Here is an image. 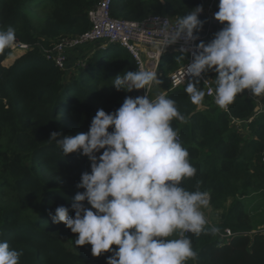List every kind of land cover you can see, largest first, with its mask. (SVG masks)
<instances>
[{"label": "trees", "instance_id": "16d2710c", "mask_svg": "<svg viewBox=\"0 0 264 264\" xmlns=\"http://www.w3.org/2000/svg\"><path fill=\"white\" fill-rule=\"evenodd\" d=\"M99 1L0 0V27L11 26L18 42L32 45L16 57L11 48L0 51V197L6 192L12 197L11 203L0 200V239L22 250L20 264H106L111 255L94 257L91 245L75 246L76 234L63 223H52L49 216L58 206L69 207L74 216L71 201L83 191L76 185L81 174L90 171L86 156H65L56 141L49 140L50 134L87 132L97 110L114 112L126 97L136 95L112 86L117 75L138 70L130 52L117 44L91 47L83 53L84 65L75 63L72 72L62 71L43 54V49L89 31L88 12ZM208 1L116 0L112 16L143 21L163 15L176 20ZM36 11L47 12L41 24L31 18ZM199 19L205 23L195 33L203 35L210 24L205 16ZM222 27L218 22L211 34ZM189 62L188 54H167L159 70L175 71ZM208 76L214 83L215 73ZM184 89L166 91L186 118L183 123L173 120L172 126L197 169L182 186L195 191L199 184L207 191L210 208L222 213L215 225L219 233L232 232L227 239L219 233L190 234L198 257L186 264H264V231L255 226L244 203L264 194V95L246 90L225 110L207 96L193 104ZM231 119L251 121L242 133Z\"/></svg>", "mask_w": 264, "mask_h": 264}, {"label": "clouds", "instance_id": "9594fccd", "mask_svg": "<svg viewBox=\"0 0 264 264\" xmlns=\"http://www.w3.org/2000/svg\"><path fill=\"white\" fill-rule=\"evenodd\" d=\"M217 7L214 19L223 27L210 42L195 45L184 68L190 77L184 90L193 104H201L206 93L200 79L214 72V103L225 108L246 90L264 95V0H219ZM202 12L203 6H197L174 25L156 17L165 33L164 49L181 40L185 45L195 41L194 33L205 23L199 19ZM15 42V29L0 27V51ZM152 84H161L157 71L140 68L117 75L112 86L131 92ZM173 120L186 122L173 99L145 94L126 97L114 112L97 110L87 132L50 134L49 140L56 141L65 156L79 153L90 161V171L82 173L76 185L83 191L71 201L74 216L65 206L49 212L52 223H63L76 234L75 246L91 245L94 257L111 253L106 264H186L198 257L186 233H219L218 227L208 226L203 211L210 194L199 184L195 191L182 186L197 169ZM22 255L0 239V264H20Z\"/></svg>", "mask_w": 264, "mask_h": 264}, {"label": "built area", "instance_id": "2783aa9c", "mask_svg": "<svg viewBox=\"0 0 264 264\" xmlns=\"http://www.w3.org/2000/svg\"><path fill=\"white\" fill-rule=\"evenodd\" d=\"M115 1L116 0H100L88 12L91 29L78 37L64 39L51 49H43V54L46 59L50 62H53L56 67L62 71H70V52L82 49L83 47L89 45L98 46L101 44L106 46L108 44H117L130 52L136 62L138 70L140 68H144L147 70L157 71L159 78L162 76L159 66L164 55L182 53L180 49L183 46L190 49L185 54L190 56L191 61L192 51L195 50V45L201 41L205 43L209 42L212 28L218 24V21L214 19V13L218 11L217 6L219 0H209L206 6L203 7L202 14H200L201 16L208 18L210 24L209 28L204 32V34L198 35L194 33V35H196L198 38L191 42L190 45H185L184 41L181 40L176 44L167 46L164 49L163 41L165 39V33L162 31L161 25L155 21V18L159 17L161 23L166 18L170 25H174L176 20L170 19L169 17L163 15H154L143 21L115 19L112 16V8ZM158 44L160 45L159 47L157 46ZM31 47L32 45L15 42L11 49L13 53H23L29 50ZM83 58L78 60L76 64L83 66L85 62ZM186 65L176 69L169 75V91L186 86L187 80L190 79V77H185L184 75V68ZM200 82L203 84V91L206 93L205 96L214 99V83L213 80L208 76V73L202 75ZM154 87L155 84H152L147 88V90H134L136 95L133 97L144 96L147 94L150 99H154ZM164 94L166 95L167 92ZM224 109L228 110V107H225ZM231 121L232 125L243 132L245 130L244 127L248 122L251 121V119L249 121L231 119ZM97 155H99V153H97ZM190 234L192 233H186L187 236ZM219 235L222 239H227L232 236V232L230 229H227L223 233H219Z\"/></svg>", "mask_w": 264, "mask_h": 264}, {"label": "rangeland", "instance_id": "374dc122", "mask_svg": "<svg viewBox=\"0 0 264 264\" xmlns=\"http://www.w3.org/2000/svg\"><path fill=\"white\" fill-rule=\"evenodd\" d=\"M32 20L37 23L41 24L44 22V20L47 18V12L43 11H36L30 13ZM214 37V34H210L209 42ZM91 47L93 46H86L81 49L83 53L87 52ZM22 53L15 52L13 53V56H19ZM6 64H9V61L6 62ZM72 69V68H71ZM173 69H167L166 71L162 72V76L159 77L161 84L157 85L155 84V87L153 89V96L154 98L158 94H164L167 90H169V75L172 73ZM72 72V71H71ZM186 87V86H185ZM199 87L203 90V84L200 82ZM243 133V132H242ZM245 134V133H244ZM4 197H0V200H6V203L12 202V197L10 196V193L6 192L4 193ZM244 203L246 205L247 210L250 213V216L253 219V222L255 226L258 228V230L264 231V194H256L252 195L247 199H244ZM229 206V204H228ZM204 215L206 219L208 220V223L215 226L216 223H218L221 212H213V210L210 208V206L203 210Z\"/></svg>", "mask_w": 264, "mask_h": 264}, {"label": "crops", "instance_id": "0c3cea01", "mask_svg": "<svg viewBox=\"0 0 264 264\" xmlns=\"http://www.w3.org/2000/svg\"><path fill=\"white\" fill-rule=\"evenodd\" d=\"M83 56H84V54L81 51V49H78V50H75V51L70 52V54H69V60H70V63H71V68H72L70 71H73L74 70L73 65L75 63H77L78 60L82 59Z\"/></svg>", "mask_w": 264, "mask_h": 264}, {"label": "water", "instance_id": "95a60500", "mask_svg": "<svg viewBox=\"0 0 264 264\" xmlns=\"http://www.w3.org/2000/svg\"><path fill=\"white\" fill-rule=\"evenodd\" d=\"M16 42H18V41L16 40Z\"/></svg>", "mask_w": 264, "mask_h": 264}]
</instances>
